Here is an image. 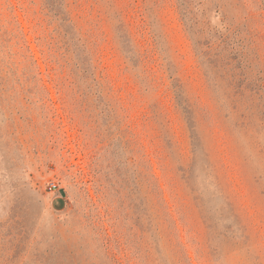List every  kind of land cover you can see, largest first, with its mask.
Segmentation results:
<instances>
[{
	"label": "rangeland",
	"instance_id": "obj_1",
	"mask_svg": "<svg viewBox=\"0 0 264 264\" xmlns=\"http://www.w3.org/2000/svg\"><path fill=\"white\" fill-rule=\"evenodd\" d=\"M0 264H264V0H0Z\"/></svg>",
	"mask_w": 264,
	"mask_h": 264
},
{
	"label": "trees",
	"instance_id": "obj_2",
	"mask_svg": "<svg viewBox=\"0 0 264 264\" xmlns=\"http://www.w3.org/2000/svg\"><path fill=\"white\" fill-rule=\"evenodd\" d=\"M22 34V33H21ZM32 65L33 66H35V68L36 69H38V67L36 66V62H35V60H33L32 61ZM235 75H231V80L228 82V80H227V85L230 87V86H232V83H234V80H235V77H234ZM32 79H34L33 77H32ZM39 81H41V80H39ZM186 110H187V108H186ZM188 113V112H187ZM188 116H189V113H188ZM192 136H194L193 137V142H194V149H195V147H197V144L199 143V137L197 136V134H195V133H192ZM213 140H214V142H218L217 140V136H214V134H213ZM218 154L219 155H221V153H220V151H218Z\"/></svg>",
	"mask_w": 264,
	"mask_h": 264
},
{
	"label": "built area",
	"instance_id": "obj_3",
	"mask_svg": "<svg viewBox=\"0 0 264 264\" xmlns=\"http://www.w3.org/2000/svg\"><path fill=\"white\" fill-rule=\"evenodd\" d=\"M51 187H52V188H55V185H54V184H52V185H51Z\"/></svg>",
	"mask_w": 264,
	"mask_h": 264
}]
</instances>
